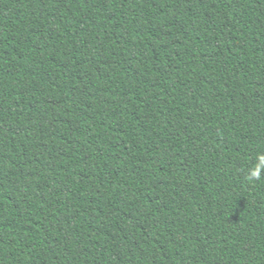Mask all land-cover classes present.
<instances>
[{
    "label": "trees",
    "instance_id": "1",
    "mask_svg": "<svg viewBox=\"0 0 264 264\" xmlns=\"http://www.w3.org/2000/svg\"><path fill=\"white\" fill-rule=\"evenodd\" d=\"M0 264H264V0H0Z\"/></svg>",
    "mask_w": 264,
    "mask_h": 264
}]
</instances>
